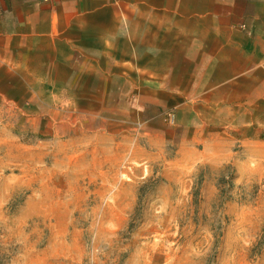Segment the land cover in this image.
I'll return each mask as SVG.
<instances>
[{
	"label": "rangeland",
	"instance_id": "374dc122",
	"mask_svg": "<svg viewBox=\"0 0 264 264\" xmlns=\"http://www.w3.org/2000/svg\"><path fill=\"white\" fill-rule=\"evenodd\" d=\"M117 1L96 8L125 9L126 41L46 65L63 80L29 79L0 50V264H264V154L192 153L183 81L157 64L264 42V0ZM150 9L173 37L139 49Z\"/></svg>",
	"mask_w": 264,
	"mask_h": 264
},
{
	"label": "crops",
	"instance_id": "0c3cea01",
	"mask_svg": "<svg viewBox=\"0 0 264 264\" xmlns=\"http://www.w3.org/2000/svg\"><path fill=\"white\" fill-rule=\"evenodd\" d=\"M117 3L126 7V0ZM96 4V0H0V50L10 51L13 62L26 66L29 79L63 80L56 73L47 76L46 65L74 63L79 48L106 43L115 34L126 41L125 9ZM164 12L154 15L150 9V17H156L150 23L135 18L132 30L139 49H160L161 42L173 37L168 11ZM138 15L147 16L142 9ZM229 45L233 52L222 56L220 46L205 42L200 45L203 53L199 51L204 55L182 57L180 68L173 57L157 62L169 66L163 73L168 80L183 81L181 105L189 120L183 143L209 163H238L239 156H255L259 150L264 154V42Z\"/></svg>",
	"mask_w": 264,
	"mask_h": 264
}]
</instances>
